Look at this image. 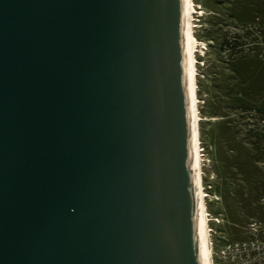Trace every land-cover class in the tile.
<instances>
[{
	"label": "water",
	"instance_id": "water-1",
	"mask_svg": "<svg viewBox=\"0 0 264 264\" xmlns=\"http://www.w3.org/2000/svg\"><path fill=\"white\" fill-rule=\"evenodd\" d=\"M0 264H204L184 0H0Z\"/></svg>",
	"mask_w": 264,
	"mask_h": 264
},
{
	"label": "rangeland",
	"instance_id": "rangeland-1",
	"mask_svg": "<svg viewBox=\"0 0 264 264\" xmlns=\"http://www.w3.org/2000/svg\"><path fill=\"white\" fill-rule=\"evenodd\" d=\"M215 1L219 7L214 3ZM193 2L196 11L192 15V30L199 41L198 52H195L194 59L202 159V190L205 194L213 264H226V258L221 254L222 250L228 243L251 238L252 233L248 226L252 223L251 220L259 224V234L264 232V194L258 187L261 181H264V138L253 143L249 138L248 129H258L256 120L261 118V115L258 116L260 111L253 110L255 107L239 109V111L228 110L225 107L216 110L218 108L215 103L220 94L219 76L221 71L226 72V67L229 66L227 61L222 62V56L227 58L230 55L227 54V50L222 49L218 52V45L212 46L208 35L211 28L215 27L212 22L216 20L217 28L221 31L223 38L231 36L247 39L249 37L258 42L260 33L255 23L259 26L264 24V0H246L242 4L231 3L229 0H193ZM212 5H216L222 11L219 14L214 13L210 9ZM230 12H236L238 16L241 14L244 15L242 17L250 19L248 30H241L238 26L241 24L231 17ZM256 15L257 17L253 18ZM257 44L264 48V45ZM258 45L257 49L260 50ZM257 49L254 48V56L248 54L246 56L258 58L260 52ZM258 59L264 62L263 58ZM262 65V63H256V67H252V70L254 72L261 70ZM258 77L255 73L254 78L258 79ZM201 110L204 115L200 112ZM210 110L218 112L212 115ZM209 113L212 116L207 115ZM202 139L212 144L214 155L219 161L215 162V156L213 159L209 154L210 149L202 146ZM242 198L245 200L242 201ZM243 202L246 204L251 202V204L244 206ZM231 215H237L236 219L231 218ZM227 221L230 222L228 226ZM238 230L241 233L240 238L229 235Z\"/></svg>",
	"mask_w": 264,
	"mask_h": 264
},
{
	"label": "trees",
	"instance_id": "trees-1",
	"mask_svg": "<svg viewBox=\"0 0 264 264\" xmlns=\"http://www.w3.org/2000/svg\"><path fill=\"white\" fill-rule=\"evenodd\" d=\"M235 3H244L246 2V0H229ZM217 6L218 3L215 1L214 2ZM216 5H212L211 6V10L214 13L219 14V12H221L222 10L219 9ZM231 13V17L235 18L237 21H239V24H247L249 23L251 20L246 18V17H242L244 15H239L236 14V12H230ZM215 15V14H213ZM256 16H253V18H256ZM215 23V24H214ZM213 26H215L214 28H211V30L209 31L210 34L209 36V40L212 41V46L214 45H218V52L225 47L228 46L230 42H228V38L224 37L221 34V31L219 30V28H217L218 26V21L215 20V22H212ZM214 42V44H213ZM237 43V40L235 39V42H231V47H234ZM232 51V49H231ZM229 51L227 58H224V56H222V62L227 61L229 63V66L226 67L227 71L224 72V70L221 71V74L219 76V90H220V94L218 95V98L216 100L217 105H215L218 109L216 110H221L224 107L227 108L228 110H237L239 111V109H249V108H254L253 110L255 111H260L262 112L264 110V62H261L260 59H258L257 57H249L246 56L245 54H234L233 52ZM225 60V61H224ZM226 63V62H225ZM260 64L262 63L263 67L261 68V70H257L256 72H254L252 70V67H256L255 64ZM260 67V66H259ZM255 73H257V78H254ZM216 110H210L212 115H216L217 112ZM200 112H202V114L204 113L203 110H201ZM204 115V114H203ZM212 116L210 113L207 114ZM250 131H248L249 133V138L252 139L251 142H257L258 140H262L264 138V131L260 132L258 131L257 128H249L248 129ZM252 131V134H251ZM252 135V136H251ZM201 136L203 137V134H201ZM204 138V137H203ZM205 139H202V146L205 149H210V155L211 157L214 159L215 156V162L219 161V159L216 157V155H214V149H212V144L211 143H207L204 141ZM264 180V178H263ZM262 183L258 186L259 189L261 190V192L264 194V181H261ZM245 200L242 198V201ZM244 206L246 204V202H243ZM241 204V202H240ZM251 202H248V204H246L247 206L250 205ZM250 208V207H249ZM232 210V208H231ZM251 210V208L249 209ZM215 213L216 212H212ZM218 213V212H217ZM231 213V212H230ZM251 213V212H250ZM233 214V213H232ZM237 215H231V218L236 219ZM233 219V220H234ZM255 221V220H251ZM230 224L229 221H227V226ZM235 231V230H234ZM229 235L233 238H240V231H236V232H231L229 233Z\"/></svg>",
	"mask_w": 264,
	"mask_h": 264
},
{
	"label": "bare ground",
	"instance_id": "bare-ground-1",
	"mask_svg": "<svg viewBox=\"0 0 264 264\" xmlns=\"http://www.w3.org/2000/svg\"><path fill=\"white\" fill-rule=\"evenodd\" d=\"M185 4V30H186V56H187V80H188V94H189V106H190V119L192 129V142H193V154L195 164V177H196V191L197 202L201 226L202 237V249H203V261L204 264H213L211 243L209 241V227L207 219V210L205 205V194L202 190V168H201V149L199 143V131H198V107L196 97V72H195V52L199 41L193 34V24L191 22L192 15L196 11L193 0H184Z\"/></svg>",
	"mask_w": 264,
	"mask_h": 264
},
{
	"label": "built area",
	"instance_id": "built-area-1",
	"mask_svg": "<svg viewBox=\"0 0 264 264\" xmlns=\"http://www.w3.org/2000/svg\"><path fill=\"white\" fill-rule=\"evenodd\" d=\"M238 26L241 30H248V27H250L248 23ZM255 26L260 33V36H258L257 40L258 42H255L254 39L249 37L247 39H239L230 36L228 37V42L230 43L228 46H225L223 50H227V54L232 49L231 52H233L234 54H248L250 56H254L253 51L254 48L257 49V43H259L260 45H264V24L259 26L255 23ZM235 39L237 40V43L234 47H231V42H235ZM202 46L204 49H206L204 45ZM259 48L260 50L257 49L260 52L258 58L261 57L264 59V48L262 49L260 46ZM259 115H261V118L256 120V124L258 125V131L263 132L264 110L262 112H259L258 116ZM248 226L252 233L251 238H247L243 241L239 240L228 243L222 250L221 254L223 255V257L225 256L226 264H264V232H261V234H259L260 226L256 221H252V223L248 224Z\"/></svg>",
	"mask_w": 264,
	"mask_h": 264
}]
</instances>
